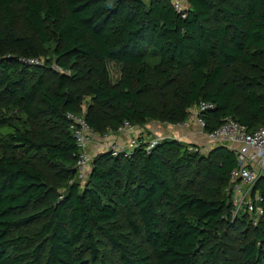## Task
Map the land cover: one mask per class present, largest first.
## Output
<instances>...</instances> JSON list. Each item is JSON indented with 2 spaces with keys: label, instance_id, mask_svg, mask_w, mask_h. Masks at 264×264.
<instances>
[{
  "label": "trees",
  "instance_id": "1",
  "mask_svg": "<svg viewBox=\"0 0 264 264\" xmlns=\"http://www.w3.org/2000/svg\"><path fill=\"white\" fill-rule=\"evenodd\" d=\"M108 61L123 64L118 80ZM54 64L66 72L49 78ZM0 99L38 120L0 119V264H96L100 234L119 264H231V227L237 264H264V215L231 214L236 149L140 137L129 153L99 151L82 182L67 116L105 135L125 121L184 123L205 100V131L228 116L257 130L264 0H186L182 11L173 0H0ZM255 189L264 204L263 176Z\"/></svg>",
  "mask_w": 264,
  "mask_h": 264
},
{
  "label": "built area",
  "instance_id": "2",
  "mask_svg": "<svg viewBox=\"0 0 264 264\" xmlns=\"http://www.w3.org/2000/svg\"><path fill=\"white\" fill-rule=\"evenodd\" d=\"M173 2L178 11L184 9L185 4L182 0H173ZM30 61L39 62L38 59H30ZM214 106V102L202 100L190 108L188 119L195 120L205 131L206 122L203 113L214 108ZM67 116L72 121L70 129L78 146L76 166L78 173L83 175L88 167H92L93 156L90 147L95 143L97 133L94 132L84 115H74L68 112ZM133 127L129 121H125L116 132L124 133ZM205 133L211 142L228 140L234 144L235 147L233 148L237 151L238 165L231 172L228 188L233 199L231 214L236 217L246 212L252 219V223L257 224L264 215L263 195L259 189H255L262 174L260 167L264 165V125L255 131H248L243 124L228 116L217 129L205 131ZM140 137L131 136L124 145L120 146L102 144L98 151L111 150L115 155L121 152L129 153L139 145ZM164 137L166 136H158L151 141L150 146L153 147L156 140ZM190 148L194 149L193 146Z\"/></svg>",
  "mask_w": 264,
  "mask_h": 264
},
{
  "label": "rangeland",
  "instance_id": "3",
  "mask_svg": "<svg viewBox=\"0 0 264 264\" xmlns=\"http://www.w3.org/2000/svg\"><path fill=\"white\" fill-rule=\"evenodd\" d=\"M40 61H41L42 64H44V62L46 61L45 57H42ZM108 68H109L114 80H118L124 67H123V64L118 63L116 61H108ZM57 72H66V71H63L60 67H58L56 64H54V66H52L51 69L48 71L49 78L53 77L54 74H57ZM86 81H87V79H82V80L79 81V84L81 86H83ZM144 97L146 99H148V100L154 99L155 98L154 97V89H151V90L147 91L144 94ZM89 98H90L89 95L86 94L84 96V101H87ZM8 103L9 102H8L7 99H0V108L3 110L2 113H0V119L3 116H8V117L11 116L13 118V120L22 129H24L26 127L32 128V129L33 128L34 129L37 128L38 120H31L23 112H15V111L13 112L12 110L9 109ZM164 123H166V122L149 120L144 125L140 126L139 129H142L143 131H146V132L152 134V137L150 138V141H151V140H155L159 136L158 134H160V133L166 134L168 137H170V136L172 137V135H176V133L180 134V131L182 129H187L188 128V127H186V125H182V124H180V125L176 124L177 125V127H176V126H173V124L171 123L170 126L172 127V130H171V132H169V131H165ZM198 131H200L201 133L205 132L204 129L201 128L200 125H199V130ZM109 133L110 134L107 135V136L101 135L100 138H102V139L101 140L98 139V141H101V144H103V145L105 143V145H107V146H109V145L120 146V144L117 142V139L120 137V134H118L117 132H109ZM203 136H205V135H203ZM195 141L197 143H190V144H195L197 147L202 149V152H204V153L209 151V150H205L203 148V145H201V142H200L199 139L198 140L196 139ZM98 152L99 151H97L95 153H94V151L92 152L93 158L95 157V155ZM90 168H92V167L90 166V167L87 168V170L85 172L83 171L84 172L83 175L78 173L77 178L81 179V181L84 182L87 179V177H88ZM47 171H48L49 174H51L53 172L51 169H48V168H47ZM182 182L185 183V179H182ZM237 232H238L237 229L231 227V228L228 229V233H227V236H226V241H227V246H226L227 248L226 249H227V251H226L225 254H226V259H228L231 264H237L236 259H237L238 253H239L238 247H237L238 242H237V239H236ZM99 238H100V246L104 250V253H103L104 256H102V259L97 260L96 264H101L103 261L108 263V264H119L118 259H117V254L115 252H112V251H110L108 249L107 238L105 236H103L102 234L99 235Z\"/></svg>",
  "mask_w": 264,
  "mask_h": 264
},
{
  "label": "crops",
  "instance_id": "4",
  "mask_svg": "<svg viewBox=\"0 0 264 264\" xmlns=\"http://www.w3.org/2000/svg\"><path fill=\"white\" fill-rule=\"evenodd\" d=\"M144 1H149V0H144ZM182 2L184 4H186V0H182ZM186 125V127H188L187 129H182L180 131V134H177L176 135H172L173 138H176L178 140H181L183 142H187V143H197L195 140L199 139L200 142H201V145H203V148L205 150H210L211 148L215 147L216 145H218L219 143H223V144H227V146L233 148L235 147L233 143H231L230 141L228 140H224V141H219V142H211L208 140L207 136H206V133L203 132L201 133L199 130V125L198 123L195 121V120H187L186 122L184 123H179L178 125ZM171 123H164V129L165 131H169L171 132L172 130V127L170 126ZM173 126H176V124H173ZM140 125H137V126H134L133 128L125 131L124 133H118L120 134V137L117 139V142L120 144V145H124L126 143V141L131 137V136H141L143 137V139L145 141H150V138L152 137V134L146 132V131H143L142 129H139ZM110 133H107L105 134V136L109 135ZM170 134V133H169ZM159 136L161 135H166V134H163V133H160L158 134ZM205 135V136H203ZM167 136V135H166ZM176 136V137H175ZM101 135L100 134H97L95 136V143L92 144V146L90 147V151L94 153L98 151L99 149V145L102 146L101 144V141H98V139H102L100 138ZM171 137V136H170ZM107 139V138H106ZM152 141V140H151ZM116 143V142H115ZM105 144V143H104ZM117 145V144H116ZM202 150V149H201ZM260 170L262 172L261 176L264 177V165H262L260 167ZM260 189V188H259Z\"/></svg>",
  "mask_w": 264,
  "mask_h": 264
}]
</instances>
